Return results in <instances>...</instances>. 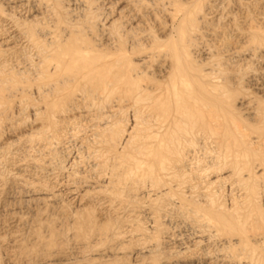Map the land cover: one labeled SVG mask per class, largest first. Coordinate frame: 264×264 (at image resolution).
Masks as SVG:
<instances>
[{
  "label": "rangeland",
  "instance_id": "1",
  "mask_svg": "<svg viewBox=\"0 0 264 264\" xmlns=\"http://www.w3.org/2000/svg\"><path fill=\"white\" fill-rule=\"evenodd\" d=\"M46 1L48 2L49 0ZM46 1L42 0L43 6L41 7V5L39 4L42 3H40L39 0L38 1L37 0H23V1L0 0V264H247V263L256 264L257 258H258V263L264 264V260H263L264 259V233H263L264 219H262L264 217V186H263L264 173L263 170L261 169V166L256 165L255 161L254 163L257 168V173L255 174L252 173V174L255 177L257 175L258 179L257 178L255 179V177L254 179L256 180L257 184L261 183L262 185L259 184V186L261 187L260 189V187L253 180L254 182H252V185L254 188L253 190H255L253 192L255 193L251 192L249 194H251L250 199L252 200V202L254 200L256 201L254 203L255 206L257 204L258 212L260 208L261 210L260 213L258 214V212L257 213L255 212V214H257L258 216H255L256 218L252 219L253 223L251 218L246 219L243 222L244 220L243 216L246 212L244 207L242 208L243 210H241L242 211L241 215L243 213L244 214L242 215V217H240L241 219L239 218L240 221L238 222L240 223L239 224L240 226L242 225L241 227L243 228V230L246 231V233L241 229V227H240L241 231H239L237 235L235 233H231L230 230L227 229L225 231H228L229 234L231 233L232 236V237H228L229 236L228 232L225 233V231L224 232L218 231L219 234H217L218 233L217 230L219 229L216 230L215 228L216 230L215 231L216 234H215L214 228H212L211 232L210 231L208 232H210L211 235L212 233H214L215 236L213 234L211 237L209 236L210 234H208L207 230H205V232L203 231L202 233H200L198 232L197 226L194 227L196 224L195 225L190 224V222L191 223L193 222L191 220L192 215L188 212L189 208L187 210L188 213L185 212V216H184L183 211H186L185 209H187L186 208L187 204L183 203L182 206V204L179 203L181 201L179 202L176 201L173 202V201L176 199L179 200L182 197L181 196L182 194H180V192L183 193L186 189L185 197L186 198L189 197V198L187 199L185 197L184 198L185 200H187V203L188 204L191 203L192 205L194 204V207L198 205L199 206L201 205L200 207H202L203 204L202 201L204 202V199L206 197L204 195L203 196L204 199H203V197L199 195L201 194L203 195L204 193L208 191H212L213 189L212 191L213 194H215V196L216 195L219 196L220 198L219 202H215L216 203L215 206L216 205L218 206V207L216 206V209L218 208L219 211L227 215L232 214L230 207L234 205L237 201L238 203H236V205L240 204L241 207L244 206L243 195H245V191L241 189V186L238 185L235 177L233 176L229 177L231 175L230 169H228L230 166L229 163L228 166H223L222 170H221L222 167L221 164H220L221 166L220 170L219 167L217 166L219 165L218 163H221L220 160H216L217 158L215 159L216 155L214 153H216L217 148H215V146L218 147L217 144L215 145V143L213 142L211 143L210 141H206V140H203L204 143L199 142L200 140L198 139L197 140V142H199L198 143L199 146L197 145L198 148L197 146H195V144L192 146V147L195 146L193 149L191 146L190 148L187 147L188 149L187 151H189L190 149L192 150L188 152L189 155L183 151L184 158H185V153L188 155V156L186 155V161H185L186 164H184V162L182 163V166L185 165L186 168L183 166L185 168L184 169L182 166H181L182 168L179 166L180 168L179 169L176 168L175 170L184 169L185 170L184 172L181 170L180 171L183 172L182 174L185 173V175H187L186 174L187 172L192 173L193 171L194 173L196 171V173L194 174L192 173L191 176H189L190 174H188L187 177L190 178H186L185 175H182L183 179H180V181L181 180L184 181L185 179L184 181V183H186L184 185L185 187L178 185V184L183 185L184 183H182V181L180 183L175 179H173V177L172 178L170 177L171 174L170 172H168L169 170H172L175 173L177 172L179 173V171L176 172L172 166H170L169 168H167L168 166L166 167L168 169V170L166 169L167 171L164 170V172L166 173H163V171L156 172V174H158V177L156 175L155 177L157 178L155 179L157 181V179L159 178L161 181L159 182L158 179L157 182L164 183L163 185L161 184L162 186L160 185L158 186V183L156 182L150 185L148 183L150 181L149 180L146 181L145 179H143V181L144 180L146 181V183L143 182L144 184L141 181H140L141 183L138 182V180L137 181L132 180L133 182L132 184L130 179L129 180L126 179L124 182L123 181L124 178L122 177L123 179L121 180L120 172H122V170L120 171V169L121 167L123 169L125 165L123 166L122 164V166H120L119 168V166H117L118 162L117 163L115 162V160L116 161L118 160L116 154L119 153L127 154L129 152L128 149L130 147L127 148L125 147L126 150H123L122 146H120L122 149H120L119 146H116V148H119V150H117L110 146L107 147L108 145H104V143H102V145L99 144L98 148L94 146L93 147L89 146L88 142L90 143V141H92L90 139L95 137L93 135L94 130L92 129L96 126L95 124L93 127V125L91 124V123L93 124L95 123L93 121L92 122L90 121V124H88L90 120L89 118H92L91 115L94 114L93 112H96L95 108L91 112L89 111L88 108L89 112L87 111L86 105H89V101L86 100L84 101V99L81 98L77 99V97L80 96L75 95L74 101L75 100L76 102L78 100L84 101L83 102L84 105H83L82 102L80 103L79 101L76 103L73 100H66L65 99L66 97L64 98L63 96L62 100L60 101L58 100L57 108H55L54 111L50 112L51 108L49 104H45L46 101H43L42 96H40L43 93L39 89H37V85H36L37 81L34 82L37 79V77H35L36 76L35 74L37 73V68L39 65V63L37 62H40V60H38L40 59L39 57L40 54H38L39 52L38 48L36 47L37 48L36 49L34 47L36 45H33V43H29L30 40H28L25 37L26 27L32 26L34 28L37 27L36 25L38 26L43 25L41 26L42 28L40 27L38 28V30H35L34 28V31H36L35 33L38 36L40 35L39 31L43 29L42 31L44 32H41L40 35L41 37L39 36L41 39L46 35L49 36V34L51 33H54L51 34L52 36H54L55 34L57 35L58 33L64 34V32L66 34L67 31H64L65 29L63 27V25L65 26L66 24L59 25L57 23L58 21L56 20L61 19V21L66 23L67 22L81 23L80 21H82V16H78L77 14L81 15L80 12H82V9L84 8L83 7L84 1L59 0V3H62L60 4L62 6L59 7L61 11L59 10V8L57 10H59L60 12L57 10H52L53 9L52 6L50 7V3H52V1L48 3ZM89 1L90 2L92 1L91 3L92 5L94 4L93 6L94 8L92 7ZM89 1L86 0V2L89 3L90 8L92 7L91 9L92 10L94 9L93 11L96 14H98L97 20L99 24L104 23L103 24L104 26H102L103 28L107 26L113 19L118 20L119 18V21H121L122 18L126 19L124 18L127 17L126 15H129V13L130 14L135 13L138 8L137 5H135V0H131L130 3L129 0H121V1L120 0L119 1L89 0ZM144 1L150 2V0H144ZM154 1L155 0H151L150 3L152 4L151 6L156 5L155 6L156 8L152 7L151 9H149L150 8L149 7L148 11L145 10L143 13L145 15L146 11L147 13L149 12L148 14L154 11V14L148 15L146 13L147 17L143 15L144 17L140 20V22H138L139 24L138 23L137 24L139 28L145 29L146 27V29L151 31L152 35H155V37L158 36L157 39L160 38L161 42L163 41L169 42L171 40L169 35H171V38L172 36L175 35L174 30L171 31V34H169L170 31H168L172 27L171 22L173 21L171 18L173 17V15L172 17L171 15L169 17V14L166 12V10L162 11V8L167 9V11L169 12L171 11L172 8L174 9V7L171 5L172 4L171 2H174L173 5L175 6V4L179 5L180 3L186 4L185 2L188 3L189 0H166L168 4H166L167 2L165 0L163 2H161L162 0H160V2L159 0H156L155 2ZM208 1L213 3V4L209 3L212 11L207 10L205 7L204 13L205 14H207V12L210 13H208V16L206 15L207 17L203 16L205 20H203V17L201 18V20L199 19L200 20V22H198V26H200L199 29L196 30L193 34L192 33L190 34L191 36L194 35L195 37L193 36L191 38L190 35L188 36L189 38H191V41L193 42V45L190 44L191 46H189L190 49L188 48V50L192 51L191 53L189 51V55L193 53V55L191 56L192 58L191 57L189 58L192 59V63L193 61L196 62V65L194 64L195 62L193 64L197 66L199 70L200 68L203 69L201 70L202 73L205 71L204 74L207 73L206 75L210 74L211 76L213 75L212 73H214V75H216L217 78L219 77L218 81L222 80L221 82L220 81L219 82L225 85L226 89H228V93L231 92L230 94L227 93L229 95L227 97L230 96L232 97L231 98L232 100L228 101L231 106V112L237 111L236 113L232 112V114L234 113L233 114L234 116L235 114L239 115V118L238 116H235V118L237 119V123L241 121L239 122V124L241 123L243 127H246L244 129H246L245 132H247L248 130L250 131V128L248 126L256 125L259 118L258 115L263 113L261 112L262 109L264 110V46L260 45L259 47L261 46L262 47L260 49L258 47L257 49L256 45L254 44V46L252 47V43L249 42L247 37L249 32L246 33L243 31H245L244 29L246 28H247L246 31H250L249 28L251 26H252L251 28L255 27V29L261 28L260 29L261 31L259 32L258 30V32L260 35L263 34L261 36L264 37V11H263L264 0H257V1L256 0H249V1L248 0L245 1L244 0H240V1L239 0H208ZM246 1H248L249 3ZM35 2L37 3L39 2V4L36 3L37 4L36 5ZM169 2L171 4H169ZM46 3L47 6L49 7H46ZM159 3L165 4L164 6L166 7H163V5L161 4L160 6ZM188 4L191 5L193 4V2H189ZM128 5L129 7H127ZM65 7L66 9H63ZM96 7H98V9H96ZM135 7L137 8L133 12ZM158 7L159 8L162 7L160 11L158 10L159 9ZM168 7H170V9ZM121 9L126 11H120ZM152 9L153 11H150ZM173 9L172 11H174ZM43 10H47V11H43ZM55 11L57 12V14ZM172 11L171 13H173ZM48 12L51 13L49 14ZM54 12L57 16L59 15L60 17L58 16L59 18L57 19L53 18L55 17L52 15V13L54 14ZM166 13L167 16H164ZM248 13L250 15H248ZM155 14L157 15L158 18L157 17L155 18L156 16ZM222 14L224 15V17ZM201 15H203V13H201L200 16ZM102 19L103 20L106 19V20L103 21ZM144 19H146L147 21L145 22ZM233 21L236 22L234 23ZM15 22L17 26L14 24ZM147 22H149L150 24L149 23H148L149 25L146 24ZM27 23H32V24L36 23V24L28 25ZM52 23H55L56 27L57 28L60 27L59 29L61 30L58 31V29H56L55 26H53L54 24ZM170 23L171 26H169ZM236 23L240 25L235 26ZM258 24L261 25L258 26ZM127 26H129V23ZM142 26L145 27L143 28ZM240 27L243 30L242 32L238 31L240 30ZM46 28L49 29L47 30ZM235 28H237L238 30L235 31L236 30ZM197 32L199 34L196 35L195 33ZM98 33L96 32V34ZM243 35L245 36L243 37ZM47 36L45 38L49 40L52 37L51 36L49 38ZM45 38L43 42H45L46 40ZM218 38H220L219 39L220 41L217 40ZM93 39L94 42L97 44L103 43L100 42L103 40L99 36L98 37L95 36ZM222 39L224 41H222ZM49 40H46V42H48ZM159 40H157L156 42L158 43ZM225 40L227 41L225 42ZM247 42L249 44H247ZM147 43L148 41L144 42V44ZM161 44L159 43L157 47L161 45L162 48L164 42ZM154 45H156V43H154ZM248 46H250L251 48H248ZM258 50L259 52L256 53L254 52ZM154 59L160 61L162 58L158 59V57H154ZM154 59L152 58V60L150 59L146 63V65L148 66H151L149 64L154 65V66L152 65L150 68L146 66L148 70L147 74L149 72L150 76L154 75L153 77L151 76L152 82L154 84L159 82L162 83L166 80V75L162 71V68H160L161 66L160 62L155 61ZM198 62L200 67H198ZM34 65L36 66V68ZM152 67L154 69H152ZM33 68L36 69L35 70L36 73L33 72L34 71ZM149 70L152 71L153 73L151 72L150 74ZM207 71L209 72V74ZM161 73L165 76V78ZM150 76L148 77V81ZM115 96H119V94L118 95L116 94ZM63 101H65V103ZM73 102L76 103V105H78L79 103L81 108L79 105L76 107ZM127 103L124 104L122 103L123 106L121 105L122 106L121 109L123 108L126 109L125 105H129V107L131 105L135 110V107L133 106L132 102L131 103L127 102ZM248 104L251 106H249ZM43 106L45 108H43ZM48 106L50 109L48 108ZM64 106L66 107V109L63 108L62 110V108L60 107H64ZM83 106L85 107L86 111L83 110L84 108ZM77 108L80 110L78 111ZM130 108L129 110L128 109H126V111L124 110L125 115L123 114L124 112L122 113L123 110L122 111L120 110L121 112L118 111L121 114V118L116 110L114 111L116 113H114L113 115L114 116L115 114L116 116L118 115L119 117L117 116V118H119L118 120L122 119V121L120 120L122 123L125 122L127 124L129 122L131 125L133 124V120L131 118L133 117L132 115L133 109L130 110ZM258 110H260L261 113ZM256 112H258L259 114ZM255 113L258 115H256ZM48 115L51 118L47 119ZM52 118H55V120H53ZM117 118H114V120ZM254 120L256 121L254 122ZM244 122H246L247 126H245L246 124ZM55 123L57 127L54 126ZM125 123L124 125H126ZM129 123L127 125H129ZM124 125H121V128L122 127L125 128ZM52 129L55 131H53ZM90 129L93 132L90 131ZM249 131L247 132V134H249V137L251 138V139L249 138L250 143L251 144L254 143L255 145V146L251 145V147L253 146L255 148L257 145L255 149H258L259 148L258 143L260 142L259 146L260 144H262L261 140H259L257 136L255 137L253 135H250ZM251 134H253V132ZM254 135L256 134L254 133ZM32 136L35 138H33ZM51 136H53V139ZM41 137L43 138V140ZM54 137H56L57 139H55ZM87 137L90 138L89 139L90 141L88 140ZM96 137L99 138V136ZM29 139H31L32 142L33 141L35 142L32 143ZM35 139H38V141ZM256 139L259 140V142L257 141V144H256ZM49 141L51 142V144ZM81 141L83 143L86 142L88 144V145L86 144V146L89 147L86 146L82 147L81 145L84 144H80L82 143ZM209 142L211 143V145H208L210 144ZM223 142L224 141H219V143H223ZM90 145H92V143ZM95 146L97 145L95 144ZM213 146L215 149L212 148ZM185 147L183 150H185ZM261 147L262 145L260 146L259 149H261ZM89 148L90 149L92 148L91 151ZM102 148H105L106 151H108V149L110 148H112L110 150H114V149L115 150L114 153L113 151L111 152L108 151V153H106V151L104 150L105 151L104 152ZM98 149L103 152L98 151L97 153ZM208 152H210L211 154H209ZM102 153L103 154L105 153L108 159L111 158L109 159L110 161L108 160L105 163L104 159L106 158L104 157L105 155L103 156L101 155ZM93 157L94 158L97 157L99 159L97 160L96 158V160L95 159L93 160ZM190 157L193 158L194 160L190 159ZM202 159L203 161H201ZM214 161L216 163H214ZM103 162L105 163L106 166L104 165ZM98 164L99 165L103 164L105 167L103 166L102 168H106V169L100 168ZM115 165L119 168L120 172H118L117 168L115 169ZM197 165L200 169L197 167ZM211 165L216 166L215 170H213V167H210ZM108 166L112 168L110 169V167ZM257 166L260 167L259 170ZM224 167H226V169ZM248 167L251 169L250 166ZM99 168L102 170H100ZM254 168L253 171L255 170ZM201 169L204 171L202 172V174L203 173L207 174L206 176H208L209 174L211 178L208 176V179H205L206 177L204 176V174L203 175L201 174ZM248 169L246 170L244 169L243 173ZM115 170L118 172V175H116L117 172ZM209 170H211V172ZM104 171L106 172L104 173ZM172 171L171 173L173 174L174 172ZM198 171L201 174V176H203L201 178L203 179L205 177L204 178L205 180L203 179L202 182H200V184L202 185L198 184L199 186L198 189H196L197 186H195L194 188L196 189V191H194L195 189H193V186L195 184L194 185L191 184L190 181H192V183L200 181L199 179L201 178H199L200 175ZM208 171L210 173H208ZM214 171H216L217 174ZM253 171L251 169V172ZM181 172L179 174H181ZM260 172H262L263 174L261 175ZM197 173L198 175L196 176ZM227 173H229L230 175ZM259 174L261 175V177ZM164 175H168L169 179L165 178L166 176ZM220 175L221 177H223L220 178L221 180L219 179ZM246 175L247 174H244L243 176L246 177ZM114 176L115 178H111ZM118 176H120V179ZM226 176H228L229 179L231 178L232 181L234 180L235 183L234 181L230 182L231 180H229L228 177ZM92 177L98 179L96 182L97 185L99 184L98 186L97 185L95 186L94 183L96 180L94 178H93L95 180V181L93 180L94 183L93 181L91 182L88 181L91 180ZM178 177H181V175L177 176V180ZM215 177H217L218 179ZM209 178L210 180L212 179L211 181L213 180L217 181L214 182V184L213 183L210 184L209 186L211 187V185H213L214 187V185H217L216 187L214 188L211 187V189H209L210 188L208 187V182H210ZM170 179H172V181ZM192 179L195 180L193 181ZM167 180H169L170 185L173 186L170 187V185H168L167 183L168 182ZM174 180L177 183L174 182ZM186 180H188V182L190 183L189 187L187 185L188 182ZM207 180L209 181L207 182ZM110 181L111 183H109ZM134 181L138 182L139 184L134 183ZM230 183L233 185V188ZM141 184L143 185L146 184V185L143 187V185ZM174 184L175 185L177 184L179 186V190L177 189L178 187L177 186L175 187ZM91 185L94 186V188H92ZM153 185H155L156 188L158 186L159 189L160 188L162 189L159 190L160 193L158 192V190L156 191V188L153 189L154 187ZM101 186H103L104 189ZM100 187L103 189V191L106 192L103 193V191L99 192L95 190V189L97 190L101 189ZM163 187L166 188L165 192H167V190L172 191V193L169 191L168 194H172L173 196H175V199L174 197L169 198L168 196L170 195L168 194L166 195L165 194L163 195V193L161 194V192L164 191ZM173 187H175L177 190H175V188ZM116 188L117 191L113 190ZM181 188L184 189V191ZM187 188H190L191 190L193 189V191ZM203 190L204 193H202ZM219 190L221 192H219ZM118 191L120 193L119 195L120 198L119 197L117 198ZM214 191L216 193H214ZM186 192L189 196L186 194ZM256 192L258 195L256 194ZM189 193L191 194V196H193L191 197L192 199L193 198L197 199L199 197L198 200L193 201L192 199H190ZM192 193L196 194L198 197L196 195L195 197ZM158 194L160 195V197L158 196ZM161 195L164 197L162 198ZM252 195H256V196H252ZM114 196H116L115 198H117V200L114 199ZM233 197L235 199V203H232L233 201L230 202V200H232ZM252 197H255L256 199L255 198L253 199ZM159 198L161 199L160 202H158V200H160ZM219 198L215 197V201H218ZM169 199L170 201L173 199L174 200L170 202ZM241 200L243 201V203H240ZM162 201H165V203L167 202L169 204L167 203L165 204L164 202L162 203ZM200 201L202 204L200 203ZM195 202H197V204L198 203L200 204L196 205ZM221 202L223 205L220 204ZM178 203L181 205V207H185V209L183 208V211H181V208H179ZM192 205L189 204L187 205V207L190 206V208H193ZM223 208L225 209L223 210ZM228 208L230 211H226V209L228 210ZM191 210L192 209H190V212ZM185 218L188 220H186ZM254 223H256L257 225ZM255 225L257 229L252 228L255 227ZM259 226H261L260 227L261 229L260 228L258 229ZM223 233L225 234L223 235ZM198 235L201 238L198 237ZM239 239L245 240L244 241L245 244L249 245L250 248L246 247L248 249L247 250L244 247L242 250V247L247 245H244V242L242 240H241L242 244L240 242L241 246L237 244L240 241ZM196 240H198L197 241L198 243L196 242ZM238 247H240V250H238L239 249ZM252 247L254 250L251 249ZM228 248L229 250H227ZM251 251H254V254ZM261 261H263V263H261Z\"/></svg>",
  "mask_w": 264,
  "mask_h": 264
},
{
  "label": "bare ground",
  "instance_id": "2",
  "mask_svg": "<svg viewBox=\"0 0 264 264\" xmlns=\"http://www.w3.org/2000/svg\"><path fill=\"white\" fill-rule=\"evenodd\" d=\"M39 1L42 4H39V2L38 3L35 2V4L37 3V4L41 5V7H42L44 1L43 2H42V0H39ZM51 1H52V3H50V7L52 6V8H53L52 10H57L60 6H62V5H60L62 3H59V0H49L48 2H51ZM83 1H84V3H83V7L84 8L82 9V12H80L81 15L77 14L78 16H82V21H80L81 23H79V22L78 23H76V22H73V23L72 22H69V23L68 22L67 23L63 22V21H61V19L60 20L57 19L60 16L58 15L59 16L58 17L56 15L57 14L56 11H55L56 14H55V12H54V14L52 13V15L55 16L53 18L57 19L56 21H58L57 23L59 25L66 24L65 26L63 25V27L65 29V30L64 29L63 30L67 31L66 34H65L64 31H62V32H64V34L58 33L57 35L55 34L54 36L51 35V34H54V33L49 34V36H47L45 34L49 38L52 36L50 38V40L46 39L45 38L46 36L41 39L40 35H41V32H44V31H42L43 29L41 31H39V33H40V35H39L40 37H39L38 35H36V33H35L36 31H34V28H35V30H38V28H40L43 25H40V26L36 25L37 27H34V28L32 26H27L26 27V36L25 37L28 40H30L29 43H33V45H36L34 47L38 48V51H39L38 54H40L39 55L40 59H38V60H40V62H37V63H39L38 68H37V73L35 72L36 69L33 68L34 71L32 70L33 72L36 73V74L34 73L36 75L35 77H37V79L34 82L37 81V84H36L37 85V89H39L43 93L40 96H42L43 101H46L45 104H49V106L51 108L50 112L54 111L55 108H57L58 100L59 101L62 100L63 96H64V98L66 97L65 98L66 100H73L74 101L75 95L76 96L78 95L80 97H77V99L81 98V99H84V101L85 100L89 101V105H86L87 106V108H86L87 111H88V108H89L90 112L94 108L96 110V112H93L94 114L91 115L92 118H89L90 120L88 122V124H90V121L91 122L92 121L95 122L94 124L91 123L93 125V127L96 124V126L94 127L95 129L94 128L92 129V130H94L93 135L95 137L91 138V139L89 137H87L88 140L89 139L92 140V141L89 140L90 141V143L88 142L89 146H92V147L94 146V147L98 148L99 144L102 145V143H104V145H108L107 147L110 146V147H113V148H115L117 150H119V148L120 149L123 148V150H126L125 147L126 148L130 147L128 149L129 150L128 153L125 151L127 154H123V153L116 154L117 157H118V160L117 161L115 160V162L116 163L118 162L117 166H119V168H120V166H122V164H123V166L125 165L123 167L124 170L121 167L120 171L122 170V172H120L119 168L116 165H115V169L117 168L118 172H120L121 180L124 178L123 181L125 182L126 179H128V180L130 179L132 184H133L132 180H136V181L138 180V182L141 181L142 183L143 182L146 183V181L149 180L150 182H148V183L150 185L156 182V183H158V186L159 185L162 186L164 183H159L161 181L159 178H158L159 182H157L158 179H157V181L155 179V178L158 177V174H156V172L157 171H163V173H166V172H164V170H166L170 166H172L173 169L175 170L176 168L179 169L182 166L183 162H184V164H186L185 163L186 155L191 150L190 149L189 151H187L188 150L187 147L190 148V146L192 147L194 144H195V146H197L198 143L199 142H203V140L210 141L211 143L213 142V143H215V145L217 144L218 147L215 146V148H217V149H216V153H214L216 155L215 159L217 158L216 160H220L221 161V163H218L219 165H217V166L219 167V170H220V167L222 166L221 167V170H222L223 166H228V163H229L230 166H229L228 169H230L231 175L229 173H227V174L230 175L229 177H231V176L235 177L236 178V182L238 183V185L241 186V189H243L245 191V195H243L244 196V200H243L244 201V206L243 207H241L240 204L236 205V203H238V201L235 203V199L233 197L234 200L233 199L230 200V202L233 201L232 203H235L234 205H232L230 207V209L232 211V214H230V215L228 214L227 215V214L219 211L218 208L216 209L217 205L215 206V204H216L215 202H219L220 198H219V196H217V195L215 196V194H213V192H212L213 189H212V191H208L206 189L208 191L206 193H204V190H203V192H202V193H204L203 195L199 192L201 194V195H199V193H198L199 196L203 197L205 195L206 198L204 199V197H203V199H204V202L202 201L203 204L200 201V203L202 204V207H200L201 205L200 206L198 205L200 203L197 204L198 201L195 202V203L199 207L198 206L194 207V204L192 205L191 203H189L190 205L193 206V208H190V206L187 207V205H189V204L187 203V200H185V198H186L185 197L186 189L184 191V189L181 188L184 191L183 192L184 194L180 192V194H182L181 196L183 197V198L182 197L180 198L181 200L180 199L179 200H177V199L174 200L175 196H173L172 194H168V192L170 190H167V192H165L166 188H164V187H163L164 191H162L161 194L162 193H163V195L164 194L165 195L168 194V195H170V196H168L169 198L170 197L171 198L174 197V199H173L174 201L173 200L170 201V199H169L170 202H172V201L173 202L181 201L179 203L182 204V206H183V203L187 204L186 205L187 209H185V207H181V205L179 203H178L179 204L178 206H179V208H181V211H183V208L186 210V211H183L184 212L183 213L184 216H185V212H187V210L189 208L188 212L192 215V219L191 220L193 222V223L190 222V224H194V225L196 224L194 227L197 226L198 232L202 233L203 231L205 232V230H207V232L208 231L211 232V229L214 228V233H215V231L217 229H219V230H217V232L218 231L219 232L220 231L224 232L225 230L228 229V230H230L231 233H235L237 235V233L239 231H241L240 227L242 226V225L240 226L239 225L240 223L238 222L241 219L240 217H242V215L244 214L243 213L241 215V213H242L241 210H243L242 208L245 207L244 209L246 211V212L244 211L245 214L243 216L244 220L242 219L243 222L246 219L251 218V220H252V219L256 218L255 216H258L257 214H255V212L256 213L258 212L257 211L258 210L257 204L255 206V203H254L256 201L254 200L252 202V200L250 199V195L251 194H249V193L255 191V190H253L254 188H253L252 182L255 181V183L257 184V182L255 180L257 178V175L255 177L252 174V173H254V174L257 173L256 165L261 166V169L263 170V173H264V149H263V147H264V110L263 109L261 110V112H263V113H261L260 110H258L261 114H259L258 112H256V113H258L259 115L255 113L259 117V118L257 117L258 121H257L256 125L248 126L250 128V131L248 130L250 132V135H253L255 137L257 136L259 138V140H261V143H262V144H260V146L262 145V147H261V149H259L260 148V146H259L260 142H259V140H257L258 139L257 138L256 139V144H257V141H258L259 142L258 143V147L259 148L255 149L257 147V145H256L255 148L253 146H252L253 148L251 147V145H254V143H252V144L250 143V140H249L250 137H249V134H247L248 131L245 132L246 129H244L246 127H243L241 125V123L239 124V122H241V121H239L237 123V119L235 118V116H238V118H239V115L238 114L237 115L235 114V116L233 115L237 111H235V112L232 111V112H234L233 114L231 112V106H230L228 101L232 100L231 99L232 97L231 96L227 97V96H229L228 94H230L231 92L228 93V89H226L225 85L220 83L222 80L221 81L219 80L220 81L219 82L218 81L219 77L217 78V76L214 75V73H212L214 76L213 75L211 76L209 74V72L207 71L209 75H206L207 73L204 74L205 71L203 73L201 72V70H203V69L200 68V70H199V68H197V66H195L196 65L195 61H193V63L195 62L194 63L195 65L192 63V59H191L192 57L191 56L193 55V53L191 55H189V51L190 50H188V48L190 49V47H189V46H191L190 44L193 45V42L191 41V38L194 35L191 36L190 34L191 33L193 34L196 30L199 29L200 26H198V22H200L201 18L203 16H206V15L208 16V13H210V12H207V14H205L204 13V11H205L204 9L206 7L207 10H211V6L209 5V3H212V2H210L208 0H191V1L189 0L188 3L189 2H193V4L189 5L187 2H185L187 5L180 3L179 5L175 4V6L173 5L174 2H171L172 4L169 2V4H171L174 7V9H173L170 6L174 10V11H172V9H171V11L173 13H171V11L168 12L167 9H164V8L161 7L162 11L166 10V12L169 14V17H170V15H171V17L173 15V17L171 18L173 22L170 21L172 23V27L170 28V30H168V31H170V33L169 32L168 33L171 34V31H173V30H174V33H175V35L172 36V38H171V35L168 34L171 40L169 42L168 41H163L164 44H163V46L161 48V45H162L161 43H163V42H161L160 38L157 39L158 36L155 37V35H152L151 31L146 29L145 26H144L145 29L139 28V26H138V24H139L138 22H140V20L149 13V12L147 13L148 8L150 7L149 9H151L152 7L156 6V5L155 6H151L152 5L150 3L151 0H150V2L149 1L145 2L144 0H135V5H137L138 8L135 7L134 10L131 8L133 10V12L137 8V11L135 13H133V14L129 13V15H126L127 17H124L126 19L122 18L121 21H119V18H118V20L117 19H113L104 28L102 27V26H104L103 25L104 23L103 24H99V22L97 20V18H98L97 15L98 14H96L93 11L94 9L93 10L91 9L94 6V4L92 5V3H91L92 1L90 2L88 0L91 3V5H92L91 8H90L89 3L86 2V0H83ZM163 1L164 0H162L161 2H163ZM248 1H246V2H248ZM130 2H131V0H129V3ZM159 2H160V0H159ZM166 2H164V3H166ZM47 3H46V7H49V6H47ZM160 4L161 3H159V5ZM166 4H168V2ZM27 5H28V3H27ZM161 5H163V7H166V6H164L165 4H161ZM32 6H33V4H32ZM157 6H158V4H157ZM44 7H45V5H44ZM127 7H129V5ZM170 7H168V8L170 9ZM161 8H159L158 10L160 11ZM63 9H66V7L63 8ZM96 9H98V7H96ZM126 9H129V8H126ZM59 10H60V8H59ZM59 10H57V11H59ZM145 10H147L146 11L147 14L145 13V15H144L143 13H144ZM43 11H47V10H43ZM120 11H126V10H122L121 9ZM150 11H153V9L150 10ZM167 13L164 16H167ZM201 13H203V15L200 16ZM120 14H118V15H120ZM150 14H154V11L152 13H150ZM150 14H148V15H150ZM222 15H221V18H222ZM248 15H250V14L248 13ZM124 16H125V14H124ZM148 17H150V16H148ZM156 17H157V15L155 16V18ZM223 17H224V15H223ZM99 18H100V16H99ZM209 18H211V17H209ZM146 19H148V18H146ZM146 19H144L145 22L147 21ZM105 20H103V21H105ZM203 20H205L204 17H203ZM233 22L235 23L236 21H233ZM36 23H34V24L27 23V24L28 25H30V24L35 25ZM41 23H43V22H41ZM128 23H129V26H127ZM148 23L149 22H147L146 24H148ZM168 23H166V24H168ZM171 23H170L169 26H171ZM249 23H251V22H249ZM249 23H247V24H249ZM14 24L16 25V22ZM17 24H19V23H17ZM52 24H54L53 26H55V28L58 29V31L61 30V29H59L60 28L59 26H58L59 28L56 27L55 23H52ZM143 24H141V25H143ZM24 25H26V24H24ZM237 25H240V24L236 23L235 26H237ZM259 25H261V24H258V26ZM254 26H256V25H254ZM218 27H219V25H218ZM251 27L249 28L250 31H246L247 28L244 29L245 31H243L241 27H240V30H238L239 29V26H238V29L235 28L236 29L235 31L238 30V31H241V32L242 31L246 32V33L249 32L248 35H247L249 42L252 43V47L255 44L256 48L258 49V47L260 45L264 46V37L261 36L263 34H261V35L259 34V32L261 31L260 30L261 28L255 29V27L254 28H251ZM56 29H55V31H56ZM258 30H259V32H258ZM212 31H213V29H212ZM45 32H46V30H45ZM96 32L97 33L99 32V33L96 34ZM148 32H150V33H148ZM261 33H263V32H261ZM37 34H38V32H37ZM42 34H44V33H42ZM195 34L197 35L199 33L197 32ZM97 35L100 38H102L103 41H100V42H103L102 44H97V43L94 42L93 38L95 36L98 37ZM189 35L191 36V38L188 37ZM211 35H212V33H211ZM37 36H38V38H37ZM224 36H223V38H224ZM244 36L245 35H243V37ZM44 38L46 40H49V41L46 42V40H45V42H43ZM163 38H162V40H163ZM194 39H196V38H194ZM219 39L220 38H218L217 40H219ZM226 39H227V37H226ZM146 40L148 41V43L144 44V42H147ZM157 40H159L158 43L156 42ZM228 40H230V39H228ZM222 41H224V40L222 39ZM226 41L227 40H225V42ZM190 42H192V43H190ZM154 43H156V45H154ZM159 43L161 45L159 47H157V45ZM247 44H249V43L247 42ZM224 45H225V43H224ZM154 46H156V47H154ZM250 46H251V44H250ZM250 46H248V48H251ZM261 47H259V49ZM229 49H231V48H229ZM257 49H254V50H257ZM208 51H206V52H208ZM191 52L192 51H190V53ZM254 52L255 53L259 52V50L258 51H254ZM154 57H158V59L159 58L160 59L162 58V59L159 61L157 59H154ZM189 57H191V58H189ZM152 58L155 61H159L160 62V65H161L160 68H162V71L166 75V80L164 82H162V83L159 82V83L154 84L152 82V78H151V76L153 77L154 75L150 76L149 72L147 74V71H148L147 67L150 68L153 64H149L151 66H148V65H146V63L150 59L152 60ZM157 67H158V65H157ZM198 67H200L199 66V62H198ZM35 68H36V66H35ZM152 69H154V68L152 67ZM151 72L152 71H150V74H151ZM148 75L151 78V79L149 78V81H148V77H149ZM164 78H165V76H164ZM150 81H151V83H150ZM148 83H150V84H148ZM116 94L117 95L119 94V96H115ZM43 95L45 97V100H44ZM42 98H41V100H42ZM227 98H229V99H227ZM43 101H41V102H43ZM84 101H79V102L80 103L82 102V104H83ZM63 102L65 103V101H63ZM74 102H76V100ZM127 102H130V103L132 102L133 106L135 107V110H134V108L131 105H130L131 108L129 107V105H125L126 109H128V110H129V108H130V110L133 109L132 110L133 117H131L132 120H133V124H131V125H130L129 122H128L129 125H127L128 123L126 124L125 122L124 123L126 125H124V123L121 122L122 119H120L121 121L118 120L119 119V118H117L118 115L117 116H116V114H115V116L113 115L114 113H116V112H114L115 110L117 112L120 111V110L121 111L123 110L122 113L124 112V110L126 111V109H124V108L121 109V108L123 106L122 103L124 104V103H127ZM76 103H74V104L77 107L79 105V103H78V105H76ZM70 105H72V104H70ZM49 106H48V108H49ZM75 106H72V107H75ZM246 106H247V104H246ZM249 106H251V105H249ZM45 107H46V105H45ZM45 107L43 106V108H45ZM66 107H67V105H66ZM66 107L64 106V107H60V108H62V110H63V108L66 109ZM58 108H59V105H58ZM80 108H81V106H80ZM86 109H85V107L83 108V110H85V111H86ZM70 110H71V107H70ZM72 110H74V109H72ZM77 110L79 111L80 109L77 108ZM87 114H89V113H87ZM118 114H119V116L121 118V114L119 112H118ZM123 114L125 115V112ZM49 115H50V113H49ZM49 115H48L47 119L51 118V117H49ZM112 115L114 116V118H117V119L114 120ZM42 116H43V113H42ZM52 117H53V115H52ZM126 117H127V114H126ZM125 118H123V119H125ZM254 118H256V117H254ZM52 119L55 120V118H52ZM255 121L256 120H254V122ZM52 123H53V121H52ZM242 123H243V121H242ZM244 123L246 124V122H244ZM120 124L124 125L125 128H123V127L121 128ZM248 125H249V123H248ZM54 126L57 127L56 123H55ZM245 126H247V124ZM89 127H90V125H89ZM45 128H46V126H45ZM92 130L90 129V131H92ZM53 131H55V130H53ZM86 131H87V129H86ZM56 132H57V130H56ZM252 132H253V134H251ZM254 133L256 135H254ZM53 134H55V133H53ZM96 136H99V138L96 137ZM45 137H46V135H45ZM51 137L53 139V136H51ZM56 137H57V135H56ZM56 137H54V138L57 139ZM255 137H254V139H255ZM33 138H35V137H33ZM39 138H40V136H39ZM38 139H35V140L38 141ZM198 139L200 140L199 142H197ZM29 140L31 141V139H29ZM42 140H43V138H42ZM206 141H205V144H206ZM219 141H224V142L223 143H219ZM33 142H35V141H33ZM254 142H255V140H254ZM91 143H92V145H90ZM203 143H201V144H203ZM211 143L208 144V145H211ZM50 144H51V142H50ZM80 144H84V145H81V146L85 147L87 143L86 142L85 143L82 142ZM95 144L97 146H95ZM212 145H214V144H212ZM89 146H86V147H89ZM116 146H119V148H116ZM120 146H122V148ZM198 146H197V148H198ZM184 147H185L186 151L183 150ZM194 147H192V149ZM204 147H205V145H204ZM212 148H214V146ZM91 149H90V151H91ZM102 149H103V151L104 150L106 151L105 148H102ZM110 149H112V148H110ZM110 149H108V151H110V152L113 151V153H114L115 149L114 150H110ZM212 150H211V153H212ZM98 151L99 152H103V151H100L98 149L97 153H98ZM108 151H106V153H108ZM183 151L187 153V154L185 153V158H184V154H183L184 152ZM205 151H207V150H205ZM208 153L211 154L210 152H208ZM204 154H206V153H204ZM101 155L102 156L105 155L104 157L107 159L106 160V159L103 158L105 160V163L109 159H111V158L108 159L106 157L105 153L104 154L102 153ZM96 158L93 157V160L94 159L96 160ZM98 159L99 158H97V160ZM190 159H193V158L190 157ZM201 161H203V159ZM254 161H255L256 165H255ZM105 163H104V165H105ZM116 163H114V164H116ZM214 163H216V162L214 161ZM211 164H213V163H211ZM220 164H221V166H220ZM251 164H252L253 168L255 166V168H254L255 170L254 171H253V168L251 167ZM101 165H99L100 168H102L104 166L103 164H101ZM183 166L185 167V165H183ZM248 166L251 167L253 172H251V169ZM96 167H98V166H96ZM108 167H110V166H108ZM197 167H198V165H197ZM210 167H213V170H215L216 166H214V165L212 166L211 165ZM94 168H95V166H94ZM111 168L112 167H110V169ZM224 168L226 169V167H224ZM102 169H106V168H102ZM102 169H100V170H102ZM178 169L175 170V171L176 172L179 171V173L181 171H183V172L185 171L184 169H182V170L180 169L181 171L178 170ZM244 169L245 170L248 169L247 171H245L247 173H245V172L243 173ZM259 169H260V167H258V170ZM211 170H209V171L211 172ZM113 171H114V168H113ZM171 171L172 170L168 171L171 174L170 177L171 178L173 177V179H175L176 181L181 183L182 180L180 181V179H183L182 175H185V173L182 174L183 172H181V174H179L177 172L182 177V178L178 177V180H177V176H179V175L177 173H175L174 171H172V172H174L172 174ZM209 171H208V173H210ZM216 171H214V172L217 174ZM105 172L106 171H104V173ZM108 172H110V171H108ZM118 172H117L116 175H118ZM168 172H167V174H168ZM202 172H204V171L201 169V174H202ZM95 173H96V171H95ZM192 173H193V171H192ZM192 173H190V172L188 173L187 172L186 173L187 175H185L186 178H190V177H187V176H188V174H190L189 176H191ZM194 173H196V171ZM198 173H199V171H198ZM198 173L196 174V176L198 175ZM205 173H207V172H205ZM215 173H214V175H215ZM260 173H261V175L263 174L262 172H260ZM201 174L199 173V175H200L199 178L203 177V176H201ZM244 174H247L246 177L243 176ZM111 175H109V176H111ZM156 175H157V177H155ZM206 175L207 174H204V176L206 177V178L205 177L204 178L208 179V176L210 177V175L209 174H208V176H206ZM261 175H260V177H261ZM164 176H166L165 178L169 177L168 175H164ZM192 176H195V175H192ZM118 177L120 179V176H118ZM226 177H228V176H226ZM229 177H228V179H229ZM254 177H255V179H254ZM93 178L94 177H92V179L88 180V181L89 182L93 181L95 179V178L94 179ZM111 178H115V176L111 177ZM210 178H209V180H210ZM215 178H217V177H215ZM220 178H223V177H221V175H220L219 179ZM119 179H117V180H119ZM143 179H145L146 181L145 180L143 181ZM203 179L201 178V179H199L200 180L199 182L197 181L195 183H192V181H190L191 184H193V185L195 184L194 186L192 185L193 189H195L194 188L195 186H197L196 189H198V187H199L198 184H200V182H202ZM95 180H94L95 183H94V181H93V183L96 186L97 185L96 182H97L98 179H95ZM170 180L172 181V179H170ZM175 180H174V182H176ZM192 180L194 181L195 179H192ZM209 180H207V182ZM211 180H210V182H208V187H210L209 186L210 184H212V183L214 184V182H217L215 180H213V181H211ZM229 180H231V178ZM167 181L166 182L168 183V185H170L169 180H167ZM184 181H185V179H184ZM184 181H182V183H184ZM186 181L188 182V180H186ZM233 181L231 180L230 182H233ZM138 182L134 181V183H138ZM100 183H101V181H100ZM109 183H111V181ZM113 183H115V182H113ZM188 183H187V185L189 187L190 183L189 184ZM218 183H219V181H218ZM221 183H223V182H221ZM234 183H235V181H234ZM143 184H141V185H143ZM171 184H173V183H171ZM185 184L186 183H184L183 185L182 184H178V185H181V186L185 187L184 186ZM259 184H261V183H259ZM259 184H257V185L259 186ZM123 185H124V183H123ZM145 185H143V187ZM155 185H153L154 186L153 189L156 188ZM178 185L176 184L175 187L177 186L178 187L177 189L179 190V186ZM200 185H202V184H200ZM158 186H157V188H158ZM171 186H173V185H170V187ZM216 186L217 185H214V187H216ZM91 187L94 188V186H92V185H91ZM101 187H103V186H101ZM175 187H173V188H175ZM211 187H213V185H211ZM211 187L209 189H211ZM113 188H115V187H113ZM117 188L113 189V190L117 191ZM157 188H156V191L158 190V192L160 193L159 190H162V189L161 188L157 189ZM190 188H191V186H190ZM190 188H187V189L191 190ZM232 188H233V185H232ZM101 189H98V190L95 189V190L100 192V191H103L104 187H103L102 190ZM150 189H152V188H150ZM177 189L175 188V190H177ZM193 189L191 191H193ZM196 189L194 191H196ZM260 189H261V187H260ZM95 190H94V192H95ZM120 191H122V190H120ZM215 191H214V193H216ZM104 192H106V191H103V193ZM109 192H112V191H109ZM170 192L172 193V191H170ZM188 192H190V191H188ZM219 192H221V191L219 190ZM257 192H256V194H257ZM154 193H157V192H154ZM253 193H255V192H253ZM178 194H179V192H178ZM186 194H187V192H186ZM119 195H120V193L118 191L117 198L118 197L120 198ZM193 195L195 196L196 194H193ZM262 195H263V193H262ZM156 196H157V194H156ZM158 196L160 197L159 194H158ZM252 196H256V195H252ZM115 197L116 196H114V199L117 200V198H115ZM163 197L164 196H162V198ZM191 197H193V196H191V194H190V199H192ZM201 197H200V199H201ZM215 197H218L219 200L217 199L218 201H215ZM187 198H189V197H187ZM198 198L197 199L193 198L192 200L196 201V200H198ZM252 198L254 199L255 197H252ZM164 200H165V198H164ZM160 201H161V199L158 200V202H160ZM193 201H192V203H193ZM243 201L241 200L240 203H243ZM163 202L165 203V201H162V203ZM253 203H254V205H253ZM167 204H169V203H167ZM220 204H222V202ZM160 205H161V203H160ZM238 205H240V206H238ZM161 208H162V206H161ZM225 208H227V207H225ZM225 208H223V210ZM190 209H192L191 212H190ZM226 211H230L229 208H228V210L226 209ZM260 211L261 210L259 208L258 214L260 213ZM177 212H179V211H177ZM190 214H189V216H190ZM187 215H186V218H187ZM253 215H254V217H253ZM259 218H260V216H259ZM262 219H264V217ZM186 220H188V219H186ZM252 223H253V220H252ZM254 224H256V223H254ZM256 225H255V227H252V228L257 229ZM260 227L261 226H259L258 229ZM215 228H216V230H215ZM241 229L243 230L242 227H241ZM243 231H245V230H243ZM210 232H208V234H210ZM212 232H213V230H212ZM219 232L217 234H219ZM227 232L228 231H225V233H227ZM214 233H212V235ZM225 233H223V235ZM231 233L229 234V232H228V234H229L228 237H232ZM245 233H246V231H245ZM263 233H264V230H263ZM215 234H214V236H215ZM212 235L210 234L209 236L212 237ZM193 236H195V235H193ZM198 237H200V236L198 235ZM239 240H240L239 243H237L239 245H240V242L242 244V241L243 242L245 241V240H242V239H239ZM197 241L198 240H196V242ZM261 243H263V242H261ZM244 245H247V244H245V242H244ZM234 246H235V244H234ZM244 247H245V249H247L246 247H249V245L243 246L242 250H243ZM238 248H239L238 250H240V247H238ZM251 249H253V247ZM227 250H229V248ZM251 252H253V254H254V251H251ZM252 255H251V257H252ZM236 257H238V256H236ZM246 257H247V255H246ZM260 259H259V261H260ZM256 260H255L256 264H260V263H258V258ZM261 263H263V261H261Z\"/></svg>",
  "mask_w": 264,
  "mask_h": 264
}]
</instances>
